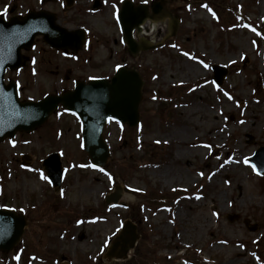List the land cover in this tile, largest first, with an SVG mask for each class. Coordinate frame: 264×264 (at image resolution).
Wrapping results in <instances>:
<instances>
[{
	"label": "rangeland",
	"instance_id": "1",
	"mask_svg": "<svg viewBox=\"0 0 264 264\" xmlns=\"http://www.w3.org/2000/svg\"><path fill=\"white\" fill-rule=\"evenodd\" d=\"M123 1L0 0L4 18L45 10L68 30L87 31L77 55L53 51L42 38L24 52L25 68L6 76L21 99L61 94L120 65L146 82L139 127L113 120L105 127L112 157L103 172L90 165L81 122L62 109L36 132L0 143V205L29 220L0 264H264V176L248 161L264 147V0H165L179 18L177 34L167 19L153 35L135 32L161 45L136 58L122 42ZM214 65L229 70L220 87ZM56 152L64 175L54 190L40 172ZM118 184L129 197L107 207L105 195ZM126 220L141 235L133 259L107 261Z\"/></svg>",
	"mask_w": 264,
	"mask_h": 264
},
{
	"label": "water",
	"instance_id": "2",
	"mask_svg": "<svg viewBox=\"0 0 264 264\" xmlns=\"http://www.w3.org/2000/svg\"><path fill=\"white\" fill-rule=\"evenodd\" d=\"M71 6L73 0H66ZM165 1L152 6V14L147 6H134L126 2L119 14L123 32V41L129 53L137 56L140 52L155 49L157 46L146 40L136 42L133 33L141 31L144 21L171 19L172 36L177 32V20L164 7ZM43 40L51 48L71 50L78 53L82 50L85 37L80 32H70L57 24L54 14L32 12L25 18H12L10 21L0 19V142L13 138L17 133H32L41 127L61 105L67 112L79 116L83 124L84 148L92 165L104 167L111 157L110 149L103 137L108 119L136 128L140 122V104L143 101V78L136 70L120 68L111 81L94 80L88 84L78 83L74 91L63 95H49L39 102H20L18 85L10 81L5 84L7 70L15 71L26 65L22 50L33 47L35 38ZM214 79L218 85L223 84L227 69L215 66ZM261 175L264 174V148L255 153L251 159ZM44 167L54 187H60L62 170L58 154L51 155L44 162ZM124 196L123 187L118 185L106 196L108 205H117ZM27 221L24 216L16 215L0 208V252H10L21 240ZM140 235L137 226L126 221L119 235L112 241L105 258L127 260L129 253L136 247Z\"/></svg>",
	"mask_w": 264,
	"mask_h": 264
},
{
	"label": "snow or ice",
	"instance_id": "3",
	"mask_svg": "<svg viewBox=\"0 0 264 264\" xmlns=\"http://www.w3.org/2000/svg\"><path fill=\"white\" fill-rule=\"evenodd\" d=\"M144 2L147 3V0H144ZM113 7H115V5H113ZM205 7H207V5H205ZM6 15H7V9H5L3 13H0V16H6ZM252 30H253V31H256L254 28H253ZM257 35H260V33L257 32ZM174 47H175V46H174ZM185 55H188V54L185 53ZM33 63H35V61H33ZM201 63L203 64V67H204L205 69H209V70H210V67H211V66H210L208 63H204L203 61H201ZM225 95H228V93H225ZM228 98H229V99H232L231 96H228ZM205 147H207V145H205ZM245 162L247 163V161H245ZM92 167H95V166L93 165ZM252 167H253V169L255 170V165H253ZM29 170L31 171L32 169H29ZM100 171L103 172L104 169H100ZM105 174L107 175V173H105ZM256 174H257V175H260L261 172H257ZM40 177H41L43 180L47 181L49 184L52 183V181L50 180V178H49L47 175H45L42 171L40 172ZM109 179L111 180L112 177L109 176ZM20 211L23 212L24 210H23V209H20ZM81 223H83V221H81ZM15 259H16V260H19L20 257L17 256V257H15Z\"/></svg>",
	"mask_w": 264,
	"mask_h": 264
},
{
	"label": "bare ground",
	"instance_id": "4",
	"mask_svg": "<svg viewBox=\"0 0 264 264\" xmlns=\"http://www.w3.org/2000/svg\"><path fill=\"white\" fill-rule=\"evenodd\" d=\"M160 23H161V21L155 20V24L156 25L157 24H160ZM152 25H153V21L152 20H150V21L149 20L144 21L143 24H142V29H141L140 34L142 33V35L150 36V34L153 35L154 33L158 32V29H156V28L155 29H152V27H153ZM156 25H154V27ZM127 197H129V196L127 195ZM131 254H132V252H131Z\"/></svg>",
	"mask_w": 264,
	"mask_h": 264
},
{
	"label": "trees",
	"instance_id": "5",
	"mask_svg": "<svg viewBox=\"0 0 264 264\" xmlns=\"http://www.w3.org/2000/svg\"><path fill=\"white\" fill-rule=\"evenodd\" d=\"M159 201H160V202H162V201H163V200H162V197H161V199H159Z\"/></svg>",
	"mask_w": 264,
	"mask_h": 264
},
{
	"label": "flooded vegetation",
	"instance_id": "6",
	"mask_svg": "<svg viewBox=\"0 0 264 264\" xmlns=\"http://www.w3.org/2000/svg\"><path fill=\"white\" fill-rule=\"evenodd\" d=\"M102 77H104V76H102Z\"/></svg>",
	"mask_w": 264,
	"mask_h": 264
}]
</instances>
